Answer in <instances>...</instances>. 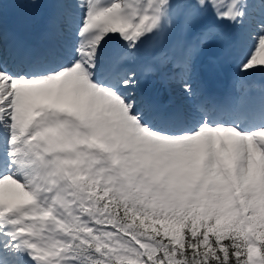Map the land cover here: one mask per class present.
<instances>
[{"label": "snow or ice", "instance_id": "snow-or-ice-1", "mask_svg": "<svg viewBox=\"0 0 264 264\" xmlns=\"http://www.w3.org/2000/svg\"><path fill=\"white\" fill-rule=\"evenodd\" d=\"M13 2L47 11L0 0V264H264V0Z\"/></svg>", "mask_w": 264, "mask_h": 264}, {"label": "rangeland", "instance_id": "rangeland-1", "mask_svg": "<svg viewBox=\"0 0 264 264\" xmlns=\"http://www.w3.org/2000/svg\"><path fill=\"white\" fill-rule=\"evenodd\" d=\"M15 5V19H13L14 15L10 14L7 11L8 4ZM47 9H31L22 6L20 3L13 2V0H5V7L3 9V22L4 27L8 31L10 36H24L26 38H30L31 34H34L37 27L38 21L43 17L46 13ZM11 12V10H10ZM18 34V35H17ZM216 49L209 48L203 57L198 61V66H202L204 63L210 62L211 58L215 55ZM211 63V62H210ZM216 68L220 70V72H224V68L226 69H235V65L232 63L215 64ZM207 90V89H206Z\"/></svg>", "mask_w": 264, "mask_h": 264}, {"label": "bare ground", "instance_id": "bare-ground-1", "mask_svg": "<svg viewBox=\"0 0 264 264\" xmlns=\"http://www.w3.org/2000/svg\"><path fill=\"white\" fill-rule=\"evenodd\" d=\"M31 36L34 34L29 33ZM227 66V63H225ZM225 69L224 72H220L216 68L215 64H212L210 62L204 63L202 66H198V72L201 81L204 83L208 94L209 92H212L213 97L220 98L222 97L231 87L232 78L236 71V69ZM257 82H264V77L257 76ZM163 92V87L159 84H151V90L150 92ZM163 98L166 99V96L163 95Z\"/></svg>", "mask_w": 264, "mask_h": 264}]
</instances>
